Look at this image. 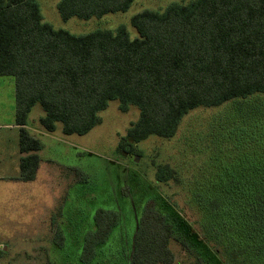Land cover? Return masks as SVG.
<instances>
[{
    "label": "trees",
    "instance_id": "obj_1",
    "mask_svg": "<svg viewBox=\"0 0 264 264\" xmlns=\"http://www.w3.org/2000/svg\"><path fill=\"white\" fill-rule=\"evenodd\" d=\"M132 1L59 0L57 9L63 20L89 19L126 11ZM130 23L137 37L123 25L76 35L42 21L36 0H0V76L14 79V122L23 153L19 180H34L40 163L42 144L25 128L36 103L45 112L39 118L45 131L60 122L67 135H84L98 125V112L111 100H118L121 112L136 105L139 117L120 137L118 154L134 153L151 135L173 137L182 117L199 106L234 101L243 102V109L262 107L247 102L264 95V0L171 3L161 11L143 10ZM262 136L258 131L254 144H245L243 166L237 175L226 172L217 196L196 197L209 222L221 213L222 231L211 223L207 231L216 241L219 234L231 236L225 246L235 264H264V151L255 146ZM155 179L181 181L168 164L157 165ZM120 210L95 212L93 230L83 240L84 262L118 226ZM173 223L179 224L149 200L136 225L129 264H172Z\"/></svg>",
    "mask_w": 264,
    "mask_h": 264
},
{
    "label": "rangeland",
    "instance_id": "obj_2",
    "mask_svg": "<svg viewBox=\"0 0 264 264\" xmlns=\"http://www.w3.org/2000/svg\"><path fill=\"white\" fill-rule=\"evenodd\" d=\"M36 1L42 21L55 29L79 35L123 25L134 38L138 33L130 23L133 15L191 0H133L123 12L67 20L58 13L59 0ZM13 92V77L0 76V125L13 122ZM247 103L262 107L243 109V102L234 101L196 107L182 117L173 137L151 135L129 154H118L116 147L139 117L136 105L121 112L118 100H111L98 112V125L84 135H67L60 122L55 123L54 131H45L39 123L45 112L36 103L27 117L30 133L42 144L35 179L27 182L12 178L17 176L12 162L8 165L14 168L0 167V264H129L136 225L149 200L165 212L169 221L179 223H173L176 240L169 244L174 255L172 264H235L225 246L231 236L220 239L219 234L216 241L207 231L209 223L214 230L222 231L221 213L209 222L205 205L196 197L217 196L226 172L237 175L240 171V159L247 153L245 144H254L252 136L258 131L259 136L264 135V95ZM252 114L254 118L249 119ZM13 137V130L0 128V150L12 147ZM255 146L264 151V136ZM159 164L174 168L180 183L157 182ZM98 209H121L120 221L109 238L95 248L92 260L84 262V236L93 230Z\"/></svg>",
    "mask_w": 264,
    "mask_h": 264
},
{
    "label": "crops",
    "instance_id": "obj_3",
    "mask_svg": "<svg viewBox=\"0 0 264 264\" xmlns=\"http://www.w3.org/2000/svg\"><path fill=\"white\" fill-rule=\"evenodd\" d=\"M13 94H14V92H13ZM14 111H15V109H14ZM0 128L10 129V130L14 131V137L12 139L14 143L12 144V147L9 148L7 146V148H3L0 150V167H2L4 170H7V167H13L14 168V165H15V167H16L15 173L17 174V176L12 177V178L19 180L18 179L19 161H20V158L23 156V153L19 149V128H20V126L15 124L14 116H13V122L12 123L1 124ZM25 128H27L30 131V129L27 127V125H25ZM39 152H40V150L38 151V154H39ZM3 153H5V154H3ZM40 161H41V158H40ZM9 162H12L14 165L9 166L8 165ZM27 182H29V181H27Z\"/></svg>",
    "mask_w": 264,
    "mask_h": 264
},
{
    "label": "water",
    "instance_id": "obj_4",
    "mask_svg": "<svg viewBox=\"0 0 264 264\" xmlns=\"http://www.w3.org/2000/svg\"><path fill=\"white\" fill-rule=\"evenodd\" d=\"M138 158L136 157L135 160H137Z\"/></svg>",
    "mask_w": 264,
    "mask_h": 264
}]
</instances>
